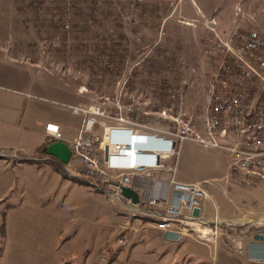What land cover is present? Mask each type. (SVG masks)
I'll list each match as a JSON object with an SVG mask.
<instances>
[{
    "label": "rangeland",
    "instance_id": "obj_1",
    "mask_svg": "<svg viewBox=\"0 0 264 264\" xmlns=\"http://www.w3.org/2000/svg\"><path fill=\"white\" fill-rule=\"evenodd\" d=\"M39 1L0 0V60L30 68L71 112L70 106L101 107L106 116L99 119L107 127L167 130L181 121L199 124L209 94L215 61L209 51L216 47V34L227 39L231 31L264 29V0ZM111 49L117 50L113 58L108 57ZM95 61L103 69L115 61L117 68L100 73ZM9 69L0 61V70ZM95 130L102 135L104 126ZM5 153L14 156L0 155V264H159L151 256L160 255V244L146 243L140 250L143 245L130 239L127 246H112L119 251L116 256L114 251L103 253L115 239L106 238L108 234L120 230L115 220L124 222L114 214L123 205L72 180L69 172H76L77 161L61 163L43 156L42 149L35 156L18 149ZM229 163L224 150L192 139L181 144L178 170L186 181L208 180L209 189L224 186L221 177ZM226 189V196L213 191L221 201L220 217L237 221L224 227L234 238L254 230L264 213V182ZM239 209L256 215L246 211L243 218ZM223 236L220 240L230 241ZM169 246V256L178 259L177 247Z\"/></svg>",
    "mask_w": 264,
    "mask_h": 264
},
{
    "label": "built area",
    "instance_id": "obj_2",
    "mask_svg": "<svg viewBox=\"0 0 264 264\" xmlns=\"http://www.w3.org/2000/svg\"><path fill=\"white\" fill-rule=\"evenodd\" d=\"M216 35V47L209 51L215 59L210 67L209 94L199 124L181 121L177 128L167 130L149 125L107 127L99 119L106 116L101 107L70 106L74 114L82 117V123L78 135L66 142L72 152L68 165L77 160L78 179L110 195V200L122 202L124 209L132 214L146 212L151 224L171 242L191 238L215 245L224 234L242 251L247 233L234 238L225 234L224 227L236 225L237 221L219 216L221 201L209 193V182L189 183L177 178L181 144L192 139L204 147L229 154V168L221 179L225 185H219L225 196L226 186L239 184L248 188L264 182V29L255 28L246 33L231 31L227 39ZM164 115L167 116L166 111ZM120 120L124 121L122 117ZM98 125L104 126L102 135L95 130ZM47 132L55 140H61L57 126L48 125ZM0 155L4 159L14 156L5 152ZM160 179L166 181L169 189L159 186L158 194L146 193V182ZM123 187L135 190L139 202L124 198ZM207 203L213 210L211 216ZM239 211L243 218L248 216L242 209ZM255 226L258 231L253 235L264 236V213ZM119 228L114 243L104 249L105 255L114 248L127 246L136 231L131 222L120 224ZM105 255L103 260L107 258Z\"/></svg>",
    "mask_w": 264,
    "mask_h": 264
},
{
    "label": "crops",
    "instance_id": "obj_3",
    "mask_svg": "<svg viewBox=\"0 0 264 264\" xmlns=\"http://www.w3.org/2000/svg\"><path fill=\"white\" fill-rule=\"evenodd\" d=\"M0 61L9 65L11 68L7 71L0 70V153L18 149L19 151H23L24 153H28L32 156L37 155L36 153H38L41 147H43L45 144L48 145L50 141L55 140L54 137L48 135V125H54L58 127L61 140L67 142L74 139L79 133L82 117L80 115L73 114L64 104H60L57 91L51 89L52 87L50 86L43 85L41 79H39L35 72H33L30 68L17 65L10 61ZM37 84H39V86H37ZM29 95H37L41 97V99H46V101L50 100V102L59 103L67 111L55 107L54 105H49L48 103L43 104L34 101L32 99L33 97H30ZM67 112H69L71 119L67 118L69 116H67ZM71 128L74 129V133H71ZM42 154L43 156H47V154L43 151ZM43 159H45V157ZM178 164V180L195 183L186 181L180 177ZM78 170L79 162L76 172L70 171L69 176L72 180L82 183V181L76 177ZM223 177H221V179ZM66 179L68 178L66 177ZM163 180L164 179L146 182V193L151 192L153 194H158L157 187L159 186L165 187V189L168 190L169 185ZM136 186L139 189V184L136 183ZM213 187V189H209L208 186L209 193L214 199L217 200L219 198L216 197L213 190L221 192L222 194L223 192L219 188L220 186ZM72 188L73 186L71 189ZM138 191L140 194L143 193L141 189ZM121 205H123V210L121 212L129 214L130 212L124 209V204L122 203ZM210 208L211 207L209 205L208 211L209 215L211 216L213 210ZM85 209H88V207L86 206ZM243 211H248L249 213L255 214L252 210L243 209ZM121 212L115 209L114 214L116 215V218L123 219V224L131 222L132 226L136 229V231L132 233L131 244L134 245L141 243L139 245H143V247L136 246V249L139 247L140 250H142L146 247V243L152 244L153 247L159 246L160 244L162 247L160 255H157V257L154 256L156 257L155 259L153 256H151L152 258L147 257L148 260L151 258V261L153 262H158L159 264H263L264 240L262 241L254 239L253 234L258 231L256 226L254 230L248 231L245 238L243 239V249L242 251H238L234 244L226 239L220 240L215 245L200 243L191 238L186 240L184 239L180 243H174L167 240L164 237L163 232L156 229L151 224L150 219L135 216V214H133L132 217H129V215H124ZM115 222L118 223L117 226L121 224L117 220H115ZM115 229L116 228H114V230ZM114 230L110 232L106 238L109 237L112 239L113 236H116V232ZM112 243H114V241H111L109 245H112ZM169 243H172L177 247V250L174 252V254L179 257L178 259H176V257L169 256L170 254H173L170 251L171 248ZM112 251H114L112 252L114 254L115 249ZM118 253L119 251L115 253V256Z\"/></svg>",
    "mask_w": 264,
    "mask_h": 264
},
{
    "label": "water",
    "instance_id": "obj_4",
    "mask_svg": "<svg viewBox=\"0 0 264 264\" xmlns=\"http://www.w3.org/2000/svg\"><path fill=\"white\" fill-rule=\"evenodd\" d=\"M44 152L64 164H68L72 156L71 150L69 149L66 142L63 140L51 141L44 149ZM0 158L3 157L0 156ZM121 194L124 198L130 199L133 203L139 202V194L131 187H123L121 190ZM198 213L199 210L196 209L195 214L197 215ZM254 239L263 241L264 236L256 234L254 235Z\"/></svg>",
    "mask_w": 264,
    "mask_h": 264
},
{
    "label": "trees",
    "instance_id": "obj_5",
    "mask_svg": "<svg viewBox=\"0 0 264 264\" xmlns=\"http://www.w3.org/2000/svg\"><path fill=\"white\" fill-rule=\"evenodd\" d=\"M39 3L41 4V5H44L45 4V1L44 0H40L39 1ZM93 11L92 12H96L95 11V8L94 9H92ZM98 47H100V45L98 46ZM99 49L100 48H97L96 49V51L97 52H99ZM110 52H111V56H108V57H110V58H113L114 56H116V53H117V50H115V49H111L110 50ZM102 62V61H101ZM109 62H111L112 63V61H109ZM111 63H109V64H111ZM94 65L96 66L97 65V69H99L98 71H100V73L101 72H105V71H115V68H117V65L115 64V61L112 63V65H110L109 67H107L106 69L104 68H102L101 67V65L99 64V62H97V61H95V63H94ZM104 67V66H103ZM46 146H47V144H45L41 149H42V151L44 152V149L46 148Z\"/></svg>",
    "mask_w": 264,
    "mask_h": 264
},
{
    "label": "bare ground",
    "instance_id": "obj_6",
    "mask_svg": "<svg viewBox=\"0 0 264 264\" xmlns=\"http://www.w3.org/2000/svg\"><path fill=\"white\" fill-rule=\"evenodd\" d=\"M88 184V182H85ZM95 189V188H94ZM110 196V195H108ZM138 214V216H141V217H144V218H147V219H150L151 220V217L148 216V214H146V212H136Z\"/></svg>",
    "mask_w": 264,
    "mask_h": 264
}]
</instances>
